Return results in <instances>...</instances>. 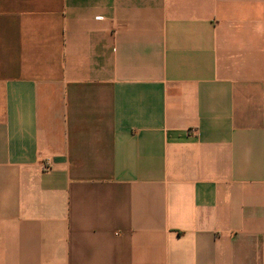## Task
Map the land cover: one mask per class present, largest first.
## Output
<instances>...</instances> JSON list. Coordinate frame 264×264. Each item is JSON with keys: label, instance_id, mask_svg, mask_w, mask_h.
Segmentation results:
<instances>
[{"label": "crops", "instance_id": "1", "mask_svg": "<svg viewBox=\"0 0 264 264\" xmlns=\"http://www.w3.org/2000/svg\"><path fill=\"white\" fill-rule=\"evenodd\" d=\"M0 264H264V0H0Z\"/></svg>", "mask_w": 264, "mask_h": 264}]
</instances>
